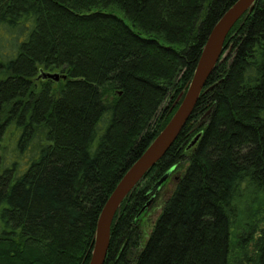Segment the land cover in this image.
<instances>
[{"label":"trees","instance_id":"16d2710c","mask_svg":"<svg viewBox=\"0 0 264 264\" xmlns=\"http://www.w3.org/2000/svg\"><path fill=\"white\" fill-rule=\"evenodd\" d=\"M235 1L0 0V264H89L107 199ZM171 169L183 173L148 234L153 188ZM104 264H264V0L122 203Z\"/></svg>","mask_w":264,"mask_h":264},{"label":"water","instance_id":"95a60500","mask_svg":"<svg viewBox=\"0 0 264 264\" xmlns=\"http://www.w3.org/2000/svg\"><path fill=\"white\" fill-rule=\"evenodd\" d=\"M257 0H236L218 19L212 28L202 50L194 75L187 89L178 99V106L163 130L152 141L145 152L132 164L107 199L99 216L93 250L89 264H104L111 241V227L116 213L124 200L130 195L143 178L156 166L173 146L180 133L186 126L199 98L206 87V83L220 61L224 44L232 28L246 14L252 13ZM39 78L58 82L66 79L60 73L41 71ZM213 87L206 89L209 92ZM201 134L197 135L189 148L192 147ZM169 170L154 186L160 188L172 174Z\"/></svg>","mask_w":264,"mask_h":264},{"label":"rangeland","instance_id":"374dc122","mask_svg":"<svg viewBox=\"0 0 264 264\" xmlns=\"http://www.w3.org/2000/svg\"><path fill=\"white\" fill-rule=\"evenodd\" d=\"M122 16V15H121ZM1 45L2 48L6 49L7 48V42H10V39L7 37L2 38ZM7 52V51H4ZM180 174L182 175V170L179 171ZM177 182L174 180H169L167 181L164 185L160 187L158 192L155 194L154 200L152 204L149 206L147 215H145L144 219V227L146 233H150L155 221L159 217V215L162 212L163 206L165 201L171 196Z\"/></svg>","mask_w":264,"mask_h":264},{"label":"flooded vegetation","instance_id":"af4514ba","mask_svg":"<svg viewBox=\"0 0 264 264\" xmlns=\"http://www.w3.org/2000/svg\"><path fill=\"white\" fill-rule=\"evenodd\" d=\"M180 172L179 171H177V172H173L170 176H169V178H168V180L167 181H169V180H174V181H178V179L180 178ZM166 181V182H167ZM160 189V188H159ZM158 189V190H159ZM158 190H157V192H158Z\"/></svg>","mask_w":264,"mask_h":264}]
</instances>
